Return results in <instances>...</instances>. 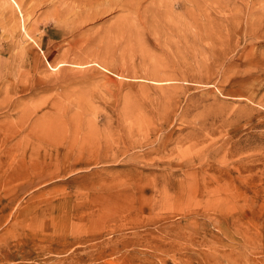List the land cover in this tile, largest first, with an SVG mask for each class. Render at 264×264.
<instances>
[{
    "label": "rangeland",
    "instance_id": "374dc122",
    "mask_svg": "<svg viewBox=\"0 0 264 264\" xmlns=\"http://www.w3.org/2000/svg\"><path fill=\"white\" fill-rule=\"evenodd\" d=\"M0 264H264V0H0Z\"/></svg>",
    "mask_w": 264,
    "mask_h": 264
},
{
    "label": "bare ground",
    "instance_id": "6f19581e",
    "mask_svg": "<svg viewBox=\"0 0 264 264\" xmlns=\"http://www.w3.org/2000/svg\"><path fill=\"white\" fill-rule=\"evenodd\" d=\"M124 2H126V1H124ZM135 2V1H134ZM139 3V2H138ZM114 5V4H113ZM93 14V13H92ZM90 20V19H89ZM144 29V28H143ZM122 33V32H121ZM128 37V36H127ZM129 39V38H128ZM130 42V41H129ZM130 44V43H129ZM129 46V45H128ZM114 48V47H113ZM111 49V48H110ZM109 52H110V50H109ZM111 53V52H110ZM163 67V66H162ZM123 68V67H122ZM112 79V78H111ZM113 80V79H112ZM109 81H111V80H109Z\"/></svg>",
    "mask_w": 264,
    "mask_h": 264
}]
</instances>
